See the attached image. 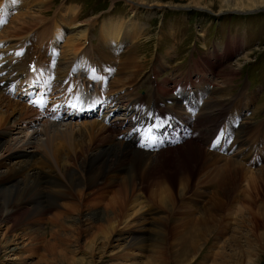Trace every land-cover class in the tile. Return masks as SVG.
Returning a JSON list of instances; mask_svg holds the SVG:
<instances>
[{
    "label": "rangeland",
    "instance_id": "rangeland-1",
    "mask_svg": "<svg viewBox=\"0 0 264 264\" xmlns=\"http://www.w3.org/2000/svg\"><path fill=\"white\" fill-rule=\"evenodd\" d=\"M42 1L19 0L16 3L19 12L16 15H14L16 11L11 14L12 19L11 17L8 19L11 10H6L5 15L1 16L8 19L7 23L0 29V42L4 43V47L2 48L3 54L8 52L9 47H14L15 50L20 52V43L25 39V34L22 33L20 35L21 31L13 32V29L17 25H27L25 23L21 24L17 16L29 12L33 13L32 15L36 14V19L39 18L46 25L48 24L45 35L47 37L45 39L43 37L42 40L49 41L50 43L48 42L49 48H46L43 53L51 56L53 61H58V65L65 63L66 60H63L58 54L61 49L63 50V40L66 39L68 34L71 35V33L69 32V27L67 28L64 22L57 21L61 19L66 22L68 18V15L67 17L62 16L64 15L61 12L63 8L60 9V7H57L64 2L68 3V6H77L75 20L73 21L74 23L76 22V25H72V31L75 30L74 32H77L78 29L80 30L85 26L88 29L92 26L93 41L96 37L98 39L101 38L102 33L99 28L100 25L102 27L106 20L105 18L113 17L117 19L118 17L124 21H131L134 27L137 28L138 37L133 42H128L125 46L121 42L123 50L119 51L118 60H115L117 65L112 66L115 74H113L114 77H110V82L113 83V86L110 88L115 86L120 89L123 88L122 90L132 88L134 94H144V88H147L144 85L146 80H141L143 77L146 78V63L148 62L150 54L167 58L163 60L164 63L165 61L167 62V66H163L161 71L169 70L172 64L174 66L172 69L174 70L176 85L183 84L187 72L205 73L202 69L198 68L200 66L199 61L201 58H205L206 60L204 59L205 63L203 65L210 62L206 57L209 56L211 51H209V48H211L213 50L216 49L215 51L221 54L219 71L223 67H233L235 69L233 76H236H231L229 80H225L224 75H219V71L215 75L214 70L213 76H209V82L212 83L205 88L207 94L202 102L204 104H202V110L208 111L211 114H217V109L222 108L223 104L221 105L219 103L221 102L224 103V113L230 115L235 110L233 106H235L236 101L240 102L241 108L247 104L245 110L240 111L241 119L237 120L238 124L230 123L229 125L232 127L230 131L238 129V133L236 135L234 134L233 137L236 141L235 145L239 144V146L235 152L226 150L224 151L225 154L213 152L210 147L205 146L208 132L215 123H213V116H211L210 121H207V119L203 121L202 116H200L202 110H199L197 118L202 119V121L197 122L199 131L197 133L202 134L201 132L204 127L206 130L203 132V142H197L198 139L192 141L203 147L204 151L202 152L209 151L216 153L220 159H218V163L211 166L212 168L208 167L206 170L198 168L190 178L189 187L185 191L182 190L180 195H177V192L180 190L178 184L170 188L164 176H156L157 178L153 180L154 183L157 180L156 182L162 187L161 190H166L167 194H171L166 199L173 200V204H171V207L169 206L172 208V211H169L170 208L166 209V206H161L155 200L149 198L146 189H143L142 186L136 192H139V200L141 201L144 214H142V211H134L135 213L133 212L128 216V223H118L119 230H117L113 240L106 242L109 238H102L103 234L93 236L92 234L81 233L78 235H64V238H68L66 240H69L68 242L65 240L67 242L66 244L63 241L64 239L55 234L56 237L54 238L62 240V243H59L61 241L58 242L59 239L56 240L60 245L59 247H62L63 251L67 252V257L65 255L66 261L70 260L67 264H264V157H262L264 156V129L263 135L257 138V146L252 145L250 147V142H252L250 139L246 144H242V142L247 140V137L244 138V136L248 135V129L252 126V122L256 119V116L258 117L260 110L264 109V4L241 7L235 6L231 2L228 6L222 3L221 0H152L151 2L144 3H136L133 0H45L43 6L46 8L43 12H39V2L41 3ZM197 1L199 3L198 5L195 4ZM145 4L150 6H145ZM178 5H187L189 8L169 7H182ZM195 6L197 7L195 8ZM198 6L207 8V11L200 10ZM237 8H242L239 10H248L247 8L254 10L245 13L223 12L217 15L210 13V11L238 10ZM55 9L56 11L58 9L60 10L54 13ZM28 19L31 18H26V20ZM89 21L90 23H88ZM32 26L38 27L39 25ZM55 27L63 35H61L62 38L58 41L51 40L50 36V33ZM50 29L52 30L50 31ZM232 32H236L237 35L231 36L227 43L228 45L234 44L235 46H239V48L236 51L228 49L224 55L221 49L213 46L217 43H220V46H222L226 38L232 35L230 34ZM239 35L242 41L239 39ZM26 38L28 37L26 36ZM239 41L243 43L241 47L240 44H235ZM75 46L77 48L79 45L77 44ZM154 46L156 50H153ZM80 47L82 46L80 45ZM29 49L40 53L38 49L32 46H29ZM39 49L42 50L40 47ZM27 50L28 48L24 50V56L22 57L17 55L19 52L16 54L19 63L24 62L30 57V53H27ZM107 56L111 57L108 54ZM131 58L135 63L127 68L131 72V78H129L126 77V74L122 73L125 70H122L121 64L119 66V63L120 59L132 61ZM152 63H155L153 59L149 65ZM63 67L65 68L66 64ZM56 69L54 72L59 70V66ZM63 72L62 70L59 74L62 75ZM3 76V73L0 74V77ZM120 82H124V84L120 86ZM127 86L129 87L127 88ZM162 87L165 88L166 86L162 85ZM243 90L247 92L245 96L243 95ZM9 97L11 99L16 98L14 94ZM128 97L123 95L121 100L126 102L125 98L127 99ZM237 97L240 100H236ZM250 102L254 106H258L256 107L257 110L247 109ZM258 121L259 119L256 125H258ZM125 123L127 124L126 127H128L132 124V120H126ZM206 124H208V127ZM229 126H226L225 129L230 128ZM192 141L186 140L177 146L180 147ZM260 144L263 145L260 146ZM85 145L89 146L87 144ZM61 147L62 143L59 142V148ZM180 152L186 154L182 150ZM252 153H256V156H261V159H250ZM65 154H68V152ZM203 156V153L197 155L199 161H201ZM12 158L14 157H10L9 159L10 164L15 161ZM231 161H235L234 163L242 165L249 171H259L258 173L249 172L244 177L242 171L238 170L234 174L235 180L225 181L224 185L219 179L221 176L223 177V173L217 174V172H220L221 169L222 172H225L224 174L231 171L234 172L233 168H231L234 166L227 165ZM135 163L137 164V162ZM41 164L38 162L37 166L47 170L48 165L44 164L43 166ZM214 166L216 167L214 168ZM156 167V170L159 171V166ZM0 171L5 170L2 167ZM118 173L121 174V172ZM140 177L138 175L136 180H140ZM0 183L5 184V181H0ZM151 188L156 189L157 184H154ZM105 190H110V188H105ZM109 192H107V195H109ZM153 198L157 200V196ZM96 200L100 201L101 198L95 197L91 202L93 203ZM67 202L71 201L63 199L60 201V204L63 205ZM205 204L212 206L213 209L215 208V211L216 206H219V210L215 216L216 218L213 222H208L210 223V232L204 231V228L200 225L202 220L198 221V218L204 213L203 211H206L207 206ZM92 205L91 207H95L94 212L97 213H94L92 217L95 219L99 216L101 217L102 206ZM189 216H193V218L198 217L195 219L198 223L189 224L187 220L190 218ZM34 217L28 215L23 222L19 223L16 231L8 229V222L0 224V240L5 230H7L9 237L24 232L26 234L30 233L34 227H40L41 229L38 232H44L41 235L42 240L38 238L37 241H34L29 234H22L23 236H21L22 238H18L17 244H9L10 248L14 249L6 253L2 251L1 245L3 242L0 241V264H44L43 261H38V258L40 256H48L43 249L44 241H52L54 234H50L52 233L50 232L51 224L49 225V222H47V217ZM160 217L166 218V226H169L170 222V226L166 230L164 229V234L155 233V229L157 228L155 223L161 221L156 218ZM71 224V222L68 223V226ZM18 227H23L24 231L18 229ZM49 228L50 230H48ZM32 234L35 236L37 233L31 232ZM191 234L193 239L189 241ZM92 236L95 240L93 247L89 249L87 244ZM131 237L132 239L137 238L140 242L137 245L133 244V242L130 243ZM96 240L98 242L102 241L100 245L98 243L100 248L96 246ZM241 252L243 253L242 255Z\"/></svg>",
    "mask_w": 264,
    "mask_h": 264
},
{
    "label": "bare ground",
    "instance_id": "bare-ground-1",
    "mask_svg": "<svg viewBox=\"0 0 264 264\" xmlns=\"http://www.w3.org/2000/svg\"><path fill=\"white\" fill-rule=\"evenodd\" d=\"M7 1L15 3L16 5L19 0ZM133 1L136 3H144L151 2L152 0ZM221 1L226 5L231 2L234 3L235 6L241 7L264 4V0ZM44 4L45 0L41 3L39 2V12H43L46 8H44ZM195 4L198 5V1L195 2ZM70 6L61 5L60 7V9L63 8L61 12H63L64 15L62 16L67 17L68 15V18L66 22L61 19L57 21H62L68 25L67 28L69 27L71 35L68 34L66 39L63 40V50L61 49L58 55L68 62L71 60L72 56H76L77 48H75V45H79L86 41V51L81 52L76 60L83 61L84 66L89 68L91 66L89 59L91 54L89 52L93 51V48L91 50L89 49L90 28H85L87 27L85 26L80 30L78 29L77 32H74L75 30L72 31V25H76V22L74 23L73 21L75 20V9L77 6ZM237 9L239 10L242 8ZM18 12L19 10L17 8L14 15ZM26 13L29 12L22 13L18 15L17 18L20 19L21 24L25 23L27 25H17L15 27L16 29H13V32L21 31L20 35L22 33L25 34L24 38L27 36L34 41V43L44 41L42 38L44 37L45 39V37H47L45 35L48 24L46 25L45 22L41 21L39 18L36 19V14L32 15L33 13ZM26 18L31 19L26 20ZM105 19V21L103 20L104 23L102 27L100 25L101 29L99 28L102 36L98 39L99 42H101L99 48L102 53H112L113 46L120 48L121 42L124 44L123 46H125L128 42H133V40L138 37L137 28L134 27L132 23L125 22L118 17L117 19L113 17ZM88 23H90V21ZM32 25L39 26L35 27ZM23 28L26 29L23 30ZM51 30L52 29H50V31ZM57 30L59 29L55 27L50 34L53 37H59L60 33ZM236 35L237 33L230 35L227 41L231 36ZM239 39H241L240 36ZM0 43V74L3 73L4 75L0 77V170L2 167L5 170L0 171V181H5V184L0 183V224L8 222V229L16 231L19 223L23 222L28 215L32 217H47V222H49V225L51 224V230L50 228L48 230L52 232L50 234H54L53 240H43L45 242L43 249L48 256H40L38 261H43L44 264H67L70 261H66L65 255L67 257V252L63 251L62 247H59L60 245L56 241L59 238H54L56 236H60V238L64 239V242L68 239L64 238V235H78L81 233H88L93 236L103 234L102 238H109L106 242H108V240H113L117 230H119L118 223H128L127 218L134 211H142V214H144L141 201L139 200V192H136L137 189L142 186L143 189H146L149 198L155 200L156 203L161 206H166V209H169L171 204H173V200L166 199V197H169L171 194H167L166 190L162 191V187L156 182L157 180L154 183L153 180L157 178L156 176H164L170 188L178 184L180 190L177 192V195H180L182 190L185 191L189 187L190 178L198 168L206 170L208 167L219 162L218 159H220V157L218 154L213 153L215 151L202 152L204 151L203 147L193 141L187 142L180 147L177 145L171 147L166 146L165 149H158L154 152L135 148L129 140L125 141L123 137L117 138V134L115 135L110 131V129L117 130L120 124L119 119H113L109 124H104L102 121L100 122L94 119L95 117L90 118L93 116L98 117L97 114L102 111V104L96 103L97 101L94 95L76 93L73 77H69L68 82H66V79H61L60 81V74L58 76L59 78L54 79V85L59 87L61 82V89L64 94L69 96L68 100L57 99V97L49 91V81L47 80V72L44 67L34 66L32 72L28 71L27 61L29 58L19 63L16 58V54L19 51L15 50L14 47H9L8 52L3 54L2 48L4 47V43ZM233 46L235 47L234 44H229V47H227L225 51L228 49L236 50ZM47 48H49V46ZM110 48H112V50H110ZM95 51L99 52L97 45ZM23 54L24 51H20L17 55L22 57L24 56ZM42 57L43 56L40 55V58ZM36 59H38V56ZM116 60L118 59L116 58ZM131 60L132 61L120 59L119 63V66L121 64L122 70H125L122 71V73L126 74V77L129 78H131V72L128 71L127 68L135 63L132 58ZM210 63H212L211 60L203 66L211 67ZM68 64H66V67ZM78 70L82 76L84 70L79 69L77 64L73 63L72 67L66 69V72ZM234 71L235 69L233 67H223L221 71H219V75L222 74L225 80H229L230 77L233 76ZM123 84L124 82L119 83L120 86ZM128 87L129 86H127V88ZM179 88L183 89V86H179ZM162 89L163 91H169L167 87H162ZM197 89L202 92L200 88ZM29 91L31 92L30 94L28 93ZM10 92H16L20 100L11 99V97H9ZM38 95H42L40 103L34 100V97ZM118 97H120L119 94ZM48 98L49 100H47ZM87 98H90L91 101H86ZM83 100H85L84 103H82ZM219 103L222 105L221 102ZM54 115H56V118ZM200 116H202V113ZM202 119L205 121L206 115L202 116ZM140 123L141 122L135 120L131 126L132 131L136 133L134 138H139L141 134L144 133L142 123ZM262 128H264V125ZM204 130H206L205 127L201 135H203ZM132 131H130L131 135L133 134ZM59 142L62 143L61 148H59ZM197 142H199V140ZM235 142V138L233 137L231 143L235 144ZM181 150L186 152V154L180 152ZM66 152H68V154H65ZM201 153H203L204 156L201 161H199L197 155ZM10 157H14L12 159L13 161L15 160L12 164H10ZM134 161L137 162V164ZM38 162L42 163L43 166L47 164V170L37 166ZM234 162L235 161H231L227 164L229 166H234L231 167L234 172L231 171L224 174L225 172H222V169L220 172H217V174L223 173V177L221 176L219 179L224 185L225 181L229 182L235 180L234 174L238 170L242 171L244 177L247 173L254 172V170L249 171L242 165ZM182 163L184 164L181 165ZM155 165L159 166V171L156 170L157 167ZM215 167L216 166H214V168ZM141 168L143 169L141 170ZM217 169L216 171H218ZM258 171L255 172L258 173ZM118 172H121V174ZM138 175L141 176L140 180H136ZM154 184H157L156 189L151 188ZM105 188H110V190H105ZM107 192H109V195H107ZM134 192L136 193L134 194ZM154 196H157V200L153 198ZM95 197H100L101 200H96L92 203L91 201ZM63 199L70 200L71 202L62 205L60 201ZM92 204L102 206L101 217L99 216L96 219L92 217L95 213V207H91L93 206ZM205 205L207 206L206 209L204 208L206 211H203L204 213L201 214L200 218L189 216L190 218L187 220L189 224L198 223L199 220H202L200 225H202L204 231L210 232L211 228H209L210 223L208 222H213L216 218L215 216L219 210V206H216L215 211V208L213 209L212 206ZM208 207L210 208L208 209ZM171 209L172 208H170L169 211H172ZM138 216L140 215L138 214ZM196 218H198L197 222L195 221ZM156 219L161 221L155 223L157 227L155 233L164 234V229L166 230V228L170 226V222L169 226H166L165 217ZM70 222L72 224L68 226ZM174 227L176 228V226ZM18 229L23 230V227H18ZM39 229L41 228L34 227L33 230H31L32 233H37L35 236L33 234L31 235V232L27 234H29L34 241H37L38 238L42 240L41 235L44 234V232H38ZM22 234L27 235L25 232ZM22 234H14L13 237H9L7 235V230H5L0 240L3 242L1 245L2 251L6 253L14 249L10 248L9 244H17V240L18 238H22ZM93 236L92 238L90 237V241L87 244L89 249L93 247V242L95 240ZM189 238V241L193 239L192 234ZM130 239L131 241L129 242H133V244L136 245L140 242L137 238L132 239L131 237ZM66 241L68 242L69 240ZM96 241V246H98V243L99 245L102 243V241ZM185 241L187 240L185 239ZM33 242L31 243L36 244V242ZM58 242L62 243V240L59 239ZM67 242L65 243L67 244ZM236 245L238 246L237 243ZM98 247L100 248V246ZM242 254L241 252V255Z\"/></svg>",
    "mask_w": 264,
    "mask_h": 264
},
{
    "label": "snow or ice",
    "instance_id": "snow-or-ice-1",
    "mask_svg": "<svg viewBox=\"0 0 264 264\" xmlns=\"http://www.w3.org/2000/svg\"><path fill=\"white\" fill-rule=\"evenodd\" d=\"M0 22H2V21H0ZM19 54V53H18Z\"/></svg>",
    "mask_w": 264,
    "mask_h": 264
}]
</instances>
